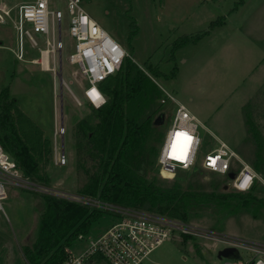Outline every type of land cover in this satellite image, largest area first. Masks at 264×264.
<instances>
[{"label":"rangeland","instance_id":"obj_1","mask_svg":"<svg viewBox=\"0 0 264 264\" xmlns=\"http://www.w3.org/2000/svg\"><path fill=\"white\" fill-rule=\"evenodd\" d=\"M4 1L14 5L25 0ZM238 1L81 0V6L93 20L125 48L128 57L156 84L160 96L152 103L150 111L163 108V137L174 108V101L166 95L168 92L183 102L201 123L197 128L201 138L199 156L217 137L248 163L254 160L258 147L245 122L248 116L261 138L262 172L253 168L256 173L251 187L256 200L253 209L245 207L234 211L202 206L193 210L187 219L181 220L202 228L208 235H173L142 264H223L227 258H218L217 253L221 248L232 247L229 244L231 240L243 244L238 247V253L242 263L246 261L249 264L251 259L258 258L250 245L264 244V0H242L236 5ZM50 8H58L65 15L61 24L64 47L55 59L49 58L50 65L55 64V73L32 62L38 57V50L30 47L27 41L23 60L17 59L14 55V28L10 22L0 24V90L8 87L10 96L15 97L21 110L35 119L52 146L50 162L46 166L50 182L40 183L53 194L46 190L12 187L7 190L3 212L0 211V239L12 238L5 240L6 251L20 264H25L20 255L21 244L33 239L42 196L65 199L69 194L85 196L79 192L86 176L75 151L74 129L89 112L82 97L87 81L78 66L67 60L73 52L74 40L67 32L64 0H52ZM213 21L215 26L208 30ZM202 31L208 33L199 41L171 53L172 44L178 37ZM147 65L158 69L161 75L151 74ZM174 68L176 72L172 76ZM59 73L63 82L58 77ZM55 120L61 121L65 130L63 137L57 138L66 155V163L62 165L54 162ZM156 166L158 181L165 184L177 179L183 187L190 186L204 192L234 191L227 185L229 178L224 174L209 173L194 166L176 169L163 177L160 167ZM34 202L35 208L31 206ZM28 204L31 209H28ZM114 219L105 212L93 223L90 236L77 237L75 241L83 240L77 248L87 244L88 238L104 232ZM28 221L29 237L20 243V228L25 227ZM5 245L0 246V255L3 248L5 251ZM231 259L236 263L235 258Z\"/></svg>","mask_w":264,"mask_h":264},{"label":"trees","instance_id":"obj_2","mask_svg":"<svg viewBox=\"0 0 264 264\" xmlns=\"http://www.w3.org/2000/svg\"><path fill=\"white\" fill-rule=\"evenodd\" d=\"M240 3L242 0L236 5ZM214 26L215 21L208 30ZM207 33L183 34L174 40L171 53L196 43ZM147 67L151 74L161 75L158 69ZM175 72L174 68L171 75ZM99 88L105 103L99 107L87 103L88 115L74 129L75 151L86 176L80 193L179 219H187L190 212L202 206L234 211L253 209L256 200L252 189L215 193L183 187L177 179L168 184L158 181L156 161L164 123L154 121L164 110L158 107L150 111L160 91L138 64L126 57L120 70L102 81ZM245 122L258 147L256 158L250 163L261 173L259 130L249 116ZM0 145L24 175L50 182L46 166L51 158V141L20 109L8 87L0 90ZM104 215L99 209L43 195L33 239L21 244L25 260L28 264H60L71 255L70 247L78 235L90 233L93 223Z\"/></svg>","mask_w":264,"mask_h":264},{"label":"built area","instance_id":"obj_3","mask_svg":"<svg viewBox=\"0 0 264 264\" xmlns=\"http://www.w3.org/2000/svg\"><path fill=\"white\" fill-rule=\"evenodd\" d=\"M52 0H25L9 5L0 0V24L11 23L15 31V51L17 59L23 60L25 41L38 50V57L32 59L44 70L55 73V64L50 65V56L60 54L64 47L61 39V24L64 13L60 9H51ZM67 32L74 40L73 52L67 56L70 64L78 66L87 83L83 87L82 97L86 103L99 107L105 103V96L99 85L109 76L116 74L128 52L125 48L100 27L81 6V0H64ZM40 38H37L36 36ZM43 46V47H42ZM174 101L173 114L157 155L160 174L165 177L176 169H189L198 166L209 173L224 174L229 178L227 185L234 191L247 192L251 189L256 173L250 163L226 142L215 137L202 156H199L201 138L198 132L199 119L180 100L166 93ZM75 101L80 104L78 98ZM64 126L55 120L54 162L66 163L62 138ZM177 132L187 133L191 139L187 142L186 158L176 159L169 153ZM183 144L184 138H180ZM57 143H59L57 145ZM233 173L229 177L228 173ZM240 186H246L241 188ZM46 190L30 176L24 175L15 161L0 145V211L3 212V200L10 188ZM53 194V193H52ZM59 198V197H58ZM62 198V197H60ZM66 200L99 209L115 217L114 221L96 237L88 238L87 245L77 254H72L60 264H86L89 261L107 264H142L163 243L174 235H208L202 228L184 220L156 214L144 209L105 202L89 195L69 194ZM65 199V198H62ZM91 205V206H90ZM93 206V207H92ZM86 236L79 234L78 237ZM229 241V240H227ZM230 246H243L231 240ZM251 251L258 255L249 264H264V244L250 245ZM239 258H227L223 264H243ZM248 264V262H244Z\"/></svg>","mask_w":264,"mask_h":264},{"label":"crops","instance_id":"obj_4","mask_svg":"<svg viewBox=\"0 0 264 264\" xmlns=\"http://www.w3.org/2000/svg\"><path fill=\"white\" fill-rule=\"evenodd\" d=\"M30 46V45H29ZM34 58V57H33ZM32 59V58H31ZM25 75V74H24ZM83 90V89H82ZM83 95V94H82ZM35 120V119H34ZM44 132V131H43ZM23 200H21V202H22ZM33 205V207L35 208V202H34V204H32L31 203V206ZM30 207V204H28V209H31V207ZM27 217H29V216H27ZM31 220H32V216H31ZM32 222V221H31ZM30 222L28 221V223H27V225L25 226V227H21L20 228V236H21V239L20 240H18L20 243H21V240H25V239H27L28 237H29V232L31 231V229H30ZM37 225H38V222L36 223ZM37 225L35 226V229L37 228ZM24 228V229H23ZM30 229V230H29ZM90 233H88L87 235H89ZM91 235V234H90ZM89 235V236H90ZM15 239L17 240V238L15 237ZM1 240V242H0V246H2V245H5V240H12V238H6V239H0ZM83 240H77V241H75L74 243H73V245L71 246V248H70V251H71V253L72 254H77L78 252H80L81 250H83L84 249V247L87 245V244H85L84 246H83V244H82V247L80 248V249H78L77 248V246L80 244V242H82ZM86 241H88V240H86ZM19 248H20V246H19ZM76 249H78V251H76L75 252V250ZM20 255H21V257H22V260H23V262L25 263V264H28L27 263V261L25 260V258H24V256H23V254H22V252H21V250H20ZM0 264H20L19 263V261L16 259H13V258H11V256H9L8 255V253H7V251H6V245H5V251H4V248H3V254L2 255H0ZM86 264H99V262H95V261H89V262H87Z\"/></svg>","mask_w":264,"mask_h":264},{"label":"water","instance_id":"obj_5","mask_svg":"<svg viewBox=\"0 0 264 264\" xmlns=\"http://www.w3.org/2000/svg\"><path fill=\"white\" fill-rule=\"evenodd\" d=\"M58 77L60 79L61 82H63L62 77H61V73L58 74ZM164 118H165V113L164 112H160L156 118H155V123L156 124H162L164 122ZM229 177H233V173L229 172L228 173ZM224 189H227V185H224ZM218 258H239V253L237 248L235 247H224L221 248L218 253H217Z\"/></svg>","mask_w":264,"mask_h":264},{"label":"snow or ice","instance_id":"obj_6","mask_svg":"<svg viewBox=\"0 0 264 264\" xmlns=\"http://www.w3.org/2000/svg\"><path fill=\"white\" fill-rule=\"evenodd\" d=\"M184 138L183 144L181 143L180 138ZM191 139V137L188 136L187 133L184 132H177L176 133V139L173 142L171 146V151L170 155L174 156L176 159L179 160H184L186 158V147H187V142Z\"/></svg>","mask_w":264,"mask_h":264},{"label":"clouds","instance_id":"obj_7","mask_svg":"<svg viewBox=\"0 0 264 264\" xmlns=\"http://www.w3.org/2000/svg\"><path fill=\"white\" fill-rule=\"evenodd\" d=\"M241 188H244V187H246V186H240Z\"/></svg>","mask_w":264,"mask_h":264},{"label":"bare ground","instance_id":"obj_8","mask_svg":"<svg viewBox=\"0 0 264 264\" xmlns=\"http://www.w3.org/2000/svg\"><path fill=\"white\" fill-rule=\"evenodd\" d=\"M186 149H187V147H186ZM186 151V150H185Z\"/></svg>","mask_w":264,"mask_h":264}]
</instances>
